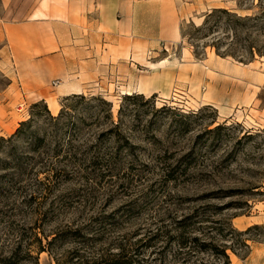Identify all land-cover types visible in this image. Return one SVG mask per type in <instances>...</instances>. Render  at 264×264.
I'll return each mask as SVG.
<instances>
[{"label": "rangeland", "instance_id": "374dc122", "mask_svg": "<svg viewBox=\"0 0 264 264\" xmlns=\"http://www.w3.org/2000/svg\"><path fill=\"white\" fill-rule=\"evenodd\" d=\"M50 1L76 18L59 59L16 43L0 70V264H264V0Z\"/></svg>", "mask_w": 264, "mask_h": 264}, {"label": "crops", "instance_id": "0c3cea01", "mask_svg": "<svg viewBox=\"0 0 264 264\" xmlns=\"http://www.w3.org/2000/svg\"><path fill=\"white\" fill-rule=\"evenodd\" d=\"M43 1L44 0H0L1 71L5 72L11 69H18L14 66L15 60L12 47V45H15L16 43L18 44V48L23 46L29 50L28 52L22 51L21 53L24 55H30L31 49H36V55H40L37 59L40 62V67L41 64L49 62L46 56H52L50 59L54 58L55 60H58L59 56L57 54H60L61 50L65 46L64 40H66V42L68 39L72 40L71 35L74 34L73 31L77 30V27L74 26L75 29H72V24L70 23L76 18L72 17L66 8L64 14L62 2L56 3L50 0L49 2L45 1L47 2V9H44L43 7L46 3ZM70 3H72V1L67 0L65 2V7H68ZM48 52L52 53L48 55ZM30 67L31 66H29L27 71H34V69ZM43 71L39 70V78L47 77L49 72L47 69ZM254 73L255 72H253L252 76L258 74L262 75L260 81L254 84L257 86L264 85V73ZM246 79L250 80L249 77ZM70 81H61L60 85H58L59 91H78L80 89L77 82ZM27 86L29 88L40 87L39 84L31 81H27ZM135 87L138 88L137 84ZM139 87L142 88V85ZM43 93H45L44 90ZM69 93L72 92H66L65 94ZM39 96H41L40 98L45 97L44 95ZM256 99L259 101L258 103H260V100L258 98ZM259 111L262 113V119H264V107H259Z\"/></svg>", "mask_w": 264, "mask_h": 264}, {"label": "trees", "instance_id": "16d2710c", "mask_svg": "<svg viewBox=\"0 0 264 264\" xmlns=\"http://www.w3.org/2000/svg\"><path fill=\"white\" fill-rule=\"evenodd\" d=\"M215 12L219 13H225V15L231 16L234 20V22L236 23H241L244 22L245 20H247V17H240V16H236V14H231L228 11H226L225 9H215ZM211 16V14H208L206 16V20L204 21V24H206L208 18ZM38 104L35 103L33 106H37ZM29 121H22L20 122V127L17 128L16 133L20 132L22 127L27 125L29 126ZM2 140H4L2 137H0V147H1V142ZM42 141V137L34 135L32 142L38 144ZM69 234V236L71 237H75V238H79V237H83L84 234L81 233L80 229H66V230H61L56 232V234H54L50 239H47L46 235V242L45 244H42V240L39 238L37 239L38 241V250L40 252L42 251H47L49 254L51 252L52 246L55 244V242L60 239L63 238L65 235ZM73 235V236H72ZM177 243L179 245L180 248H183L187 245L188 240L186 238H184L183 233H180V236L176 237ZM191 240L193 241H197V238H192ZM212 245V244H211ZM244 246H246L245 243H243ZM200 246L204 248L206 247V245L204 243H200ZM212 249H214V252H217L218 254H220V256H222L224 258V263L225 264H230L228 255L225 253V249L224 248H219L215 245L211 246ZM54 260H55V264H64L66 261V256H62L61 258H58V256H53ZM12 259H10L9 264L13 263L11 261ZM135 258L132 254H130V252H127L124 248H120L117 252H108L107 254L103 255V256H98V257H93L91 260H87L86 262H84L83 264H135L134 263ZM80 264V263H79Z\"/></svg>", "mask_w": 264, "mask_h": 264}, {"label": "bare ground", "instance_id": "6f19581e", "mask_svg": "<svg viewBox=\"0 0 264 264\" xmlns=\"http://www.w3.org/2000/svg\"><path fill=\"white\" fill-rule=\"evenodd\" d=\"M138 86H140V85H138ZM132 92L143 93V90H142L141 87H139V88H137V89H135V90H133V88L129 87V88H127V89L125 90L124 93L131 94ZM47 105H48V109H49L52 113H56V112H57V110H58V104H57V102H56L54 99L50 98V99L47 101Z\"/></svg>", "mask_w": 264, "mask_h": 264}]
</instances>
